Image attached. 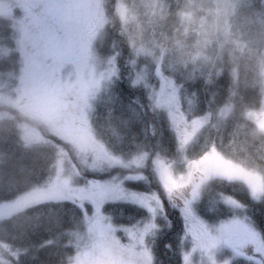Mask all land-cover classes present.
I'll list each match as a JSON object with an SVG mask.
<instances>
[{"label":"trees","instance_id":"1","mask_svg":"<svg viewBox=\"0 0 264 264\" xmlns=\"http://www.w3.org/2000/svg\"><path fill=\"white\" fill-rule=\"evenodd\" d=\"M109 1L113 5L115 0ZM123 1L130 16L128 28L124 31L122 21L111 9L108 35L113 40L112 45L105 46L110 49L116 42L121 49L119 75L95 101L92 132L83 113L78 112L79 105L61 102L64 93L56 86L61 83L51 82L47 70L37 71L42 88L38 94L51 91L56 96L55 104L47 109L52 123L59 130L71 125L77 137L91 139L94 147L99 146V140L115 156L130 159L147 154L150 161L160 157L175 173L184 172L186 164L215 149L224 159L260 174L264 181V132L250 116L264 103V0H233L227 11L214 5L215 0ZM10 31L7 20L0 19V42L14 41ZM131 40L145 52L136 58V69ZM154 56L163 77L179 88V105L186 119L210 116L184 147L167 112L150 109L149 89L137 77L142 65L149 64L147 74L151 83L156 80ZM17 61L12 57L7 66L17 67ZM228 105L233 109L221 119L219 113ZM3 109L0 106V111ZM5 109L11 116L0 119V204L46 186L54 178L60 149L72 153L70 143L45 130L42 133L47 140L27 144L22 127L34 121L14 109ZM72 158L76 160L75 155ZM127 186L164 195L156 181L129 182ZM224 197L235 198L243 209L228 206ZM105 209L128 223L149 216L145 208L128 202L110 203ZM197 210L212 224L249 219L264 242V195L255 200L242 182L211 180L202 189ZM85 218L80 202L64 200L45 202L1 220L0 264H68L75 252V236L85 230ZM167 218L170 227L158 232L154 264H181L179 211L167 208ZM231 264L257 263L238 258Z\"/></svg>","mask_w":264,"mask_h":264},{"label":"rangeland","instance_id":"2","mask_svg":"<svg viewBox=\"0 0 264 264\" xmlns=\"http://www.w3.org/2000/svg\"><path fill=\"white\" fill-rule=\"evenodd\" d=\"M215 1L214 5L222 10L233 6V0ZM111 9L125 31L130 16L123 0H115L113 5L109 0H0V19L7 20L14 40L0 42V106L4 108L0 119L11 116L5 108L14 109L34 121L22 127L27 144L47 140L42 133L45 130L70 143L72 150L70 154L60 149L54 178L46 186L0 204V221L45 202L78 201L86 211V227L75 236V252L68 264H154L158 232L162 227H170L167 208H176L182 220L181 264H231L238 258L264 264V242L249 219L233 218L212 224L200 217L197 210L202 189L214 179L242 182L255 200L261 199L264 181L260 174L224 159L215 149L186 164L184 172L175 173L160 157L150 161L147 154L130 159L115 156L99 140V146L94 147L91 139L77 137L71 125L59 130L48 117L47 109L55 104L56 96L51 91L38 94L42 88L37 71L47 70L51 82L61 83L56 85L64 93L61 102L79 105L78 112L83 113L92 132L95 101L119 75L122 52L116 42L110 49L105 47L113 40L108 35L107 16ZM130 45L136 69V58L145 52L133 40ZM12 57L17 58V67L7 66ZM157 59L154 56L152 61L157 63L153 83L147 74L149 64L142 65L137 77L149 89L150 109L167 112L180 146L184 147L210 116L186 119L179 105V88L163 77ZM262 73L264 77V65ZM232 109L231 105L224 107L219 117L226 118ZM250 116L264 132V103ZM136 181H156L164 195L156 190L128 189L127 183ZM223 201L243 209L233 197H224ZM119 202L141 206L149 216L128 223L106 211L108 204Z\"/></svg>","mask_w":264,"mask_h":264}]
</instances>
